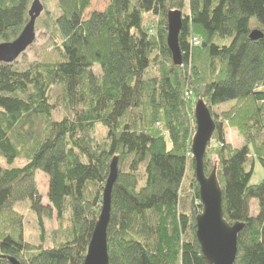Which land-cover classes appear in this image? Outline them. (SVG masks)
Wrapping results in <instances>:
<instances>
[{"label":"trees","instance_id":"obj_1","mask_svg":"<svg viewBox=\"0 0 264 264\" xmlns=\"http://www.w3.org/2000/svg\"><path fill=\"white\" fill-rule=\"evenodd\" d=\"M32 1L0 0V44L20 34ZM90 1L55 0L59 14L36 20L54 60L0 63V264H83L113 158L108 264H206L190 157L198 101L215 124L204 174L215 173L224 220L244 224L235 264H264V177L250 185L254 162L264 170V0H109L84 19ZM171 11L182 15L181 66L166 44ZM255 30L262 39H249ZM230 102L238 105L214 113ZM225 122L241 148L226 144ZM98 125L106 134L95 141ZM25 149L26 163L12 167ZM38 172L48 179L45 206ZM21 202L36 218L38 247L24 239V215L14 207ZM53 213L45 247L44 219Z\"/></svg>","mask_w":264,"mask_h":264},{"label":"water","instance_id":"obj_2","mask_svg":"<svg viewBox=\"0 0 264 264\" xmlns=\"http://www.w3.org/2000/svg\"><path fill=\"white\" fill-rule=\"evenodd\" d=\"M44 8L40 0H33L28 10V22L20 34L11 42L0 44V63L13 64L25 53L36 39V20ZM166 44L174 65L181 66L182 55L178 37L182 27V15L179 11L167 14ZM263 34L253 31L249 35L252 41L260 40ZM195 133L191 141V158L194 163V175L198 184V194L202 210L196 217L195 237L200 254L206 264H235L237 239L244 224H228L223 218L222 193L215 173L204 174V156L211 141L215 124L205 103L198 101L194 108ZM108 177L102 193L99 217L95 223L83 264H108L107 228L110 221L111 193L118 176V160L113 158L109 164ZM10 264H20L13 257Z\"/></svg>","mask_w":264,"mask_h":264},{"label":"rangeland","instance_id":"obj_3","mask_svg":"<svg viewBox=\"0 0 264 264\" xmlns=\"http://www.w3.org/2000/svg\"><path fill=\"white\" fill-rule=\"evenodd\" d=\"M40 2L42 3L44 10L40 15L39 20H42L44 17H46V12H49L50 14H53V15L59 14V11L55 7V3H56L55 0H40ZM108 4H109V0H91L90 5L88 9H86L83 18L87 19L89 15L93 12H103ZM148 21L150 22L151 19L149 18ZM48 39H49L48 34L45 32V30H43L42 28H36V39L34 43L25 51L24 54H22L17 59V61L14 64H16V66L19 68H25L33 62H41L44 60H54V54L53 53L51 54V49L49 47ZM94 72L97 75L99 74L98 67H95ZM152 74L153 73H151V75ZM189 96L191 97L192 94H190ZM234 105H236V103L230 102V103L218 106V107H214L213 108L215 110L214 113L222 114L224 112L231 110ZM61 116H62L61 111H58L53 114V119L55 120L60 119ZM34 125L38 128V131H41L44 128L45 122L43 119L38 118L37 120L34 121ZM223 130L225 133L226 144L230 145L233 149H239L243 146L244 141L239 136L237 132V128L235 126H232L228 124L227 122H225L223 125ZM194 133H195V125H194ZM105 134H106V130H104L101 126L98 125L95 127L94 129L95 141H100L101 139H103ZM209 144L211 143L209 142ZM19 149H21V147H19ZM26 150L27 149L21 151V157L18 160H15V162L12 164V167H21L26 163L27 161V156H26L27 151ZM0 163L3 167H6V164L3 161H0ZM263 177H264V170L261 168L258 162H254L253 175L250 180V185H255V184L260 183ZM35 183L38 188L39 194L42 198V204L45 206L48 204V201H47L48 179L45 175L38 172L36 173V176H35ZM187 202H188V199L186 198V200L184 201V205H186ZM14 207L16 210L20 211L24 215V223H23L24 239L31 246L38 247L39 246V228L37 226L35 216L30 211L29 205L27 204V202H21V203L14 205ZM250 210H251L252 215L256 214V202L255 201L250 202ZM53 214L54 215L52 216L51 219H44V223H45L44 225L46 229V241L44 243L45 247H51L52 245L51 233L56 228L55 213Z\"/></svg>","mask_w":264,"mask_h":264},{"label":"built area","instance_id":"obj_4","mask_svg":"<svg viewBox=\"0 0 264 264\" xmlns=\"http://www.w3.org/2000/svg\"><path fill=\"white\" fill-rule=\"evenodd\" d=\"M192 43L195 44V45H197V40L194 38V39L192 40Z\"/></svg>","mask_w":264,"mask_h":264}]
</instances>
